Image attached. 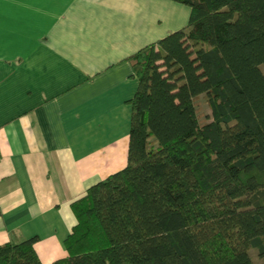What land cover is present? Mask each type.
<instances>
[{
	"label": "trees",
	"instance_id": "16d2710c",
	"mask_svg": "<svg viewBox=\"0 0 264 264\" xmlns=\"http://www.w3.org/2000/svg\"><path fill=\"white\" fill-rule=\"evenodd\" d=\"M176 1L188 24L130 58L128 163L72 204L52 264H264V0ZM35 241L0 264H43Z\"/></svg>",
	"mask_w": 264,
	"mask_h": 264
},
{
	"label": "crops",
	"instance_id": "0c3cea01",
	"mask_svg": "<svg viewBox=\"0 0 264 264\" xmlns=\"http://www.w3.org/2000/svg\"><path fill=\"white\" fill-rule=\"evenodd\" d=\"M176 0H0V244L68 256L72 204L128 163L132 55L188 24Z\"/></svg>",
	"mask_w": 264,
	"mask_h": 264
},
{
	"label": "rangeland",
	"instance_id": "374dc122",
	"mask_svg": "<svg viewBox=\"0 0 264 264\" xmlns=\"http://www.w3.org/2000/svg\"><path fill=\"white\" fill-rule=\"evenodd\" d=\"M197 102H198V107L200 108V113L202 115V118L204 120H206V121H211L212 118H213L212 117V112H211V109H210V107L208 105L207 98H206L205 94H201L197 98ZM250 253H251V256H252L253 260L257 264H263V261L260 258L257 249L251 248Z\"/></svg>",
	"mask_w": 264,
	"mask_h": 264
}]
</instances>
